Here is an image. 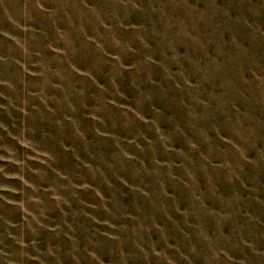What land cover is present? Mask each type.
I'll list each match as a JSON object with an SVG mask.
<instances>
[{
    "label": "rangeland",
    "instance_id": "1",
    "mask_svg": "<svg viewBox=\"0 0 264 264\" xmlns=\"http://www.w3.org/2000/svg\"><path fill=\"white\" fill-rule=\"evenodd\" d=\"M0 264H264V0H0Z\"/></svg>",
    "mask_w": 264,
    "mask_h": 264
}]
</instances>
